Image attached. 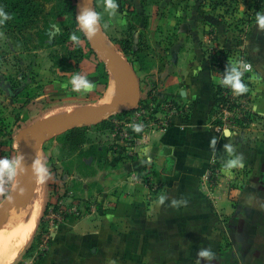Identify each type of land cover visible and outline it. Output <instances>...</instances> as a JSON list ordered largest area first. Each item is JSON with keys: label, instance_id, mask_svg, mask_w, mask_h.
<instances>
[{"label": "rangeland", "instance_id": "1", "mask_svg": "<svg viewBox=\"0 0 264 264\" xmlns=\"http://www.w3.org/2000/svg\"><path fill=\"white\" fill-rule=\"evenodd\" d=\"M116 2L119 7L114 15L105 10V0H93L92 8L101 14L99 31L106 43L133 68L143 98L132 109L106 115L96 124L49 134L38 142L37 157L47 162L51 177L44 183L34 180L39 191L38 216L29 240L10 264H42L49 255L52 264H70L77 253L79 264H86L87 257L97 252V245L101 249L110 245L104 239L110 230L134 234V209H146L163 191L162 184L151 175L148 162L141 170L134 164L147 146L136 142L141 131H135L133 125L141 119L136 112L141 99L153 98L154 82L146 80L150 71L155 74L164 69L174 43L182 41L192 29L199 34L205 59L217 45L212 41L215 32L233 48L243 45L247 54L252 22L247 25L246 21L253 17L250 0H241L238 9L229 12H225V6L212 8L210 0ZM51 6L58 15L50 18L54 29L49 35L69 23L61 0H53ZM105 65L85 35L80 36L78 44L68 36L65 43H47L29 50L15 45L0 30V156L19 153L16 133L25 126L56 117L51 115L58 110L75 113L112 101L114 97L103 102L113 80L108 73L107 84L101 83ZM74 73L87 76L93 82L92 89L73 91L70 80ZM122 78L126 91L131 92L127 76ZM153 101L159 102L155 98ZM16 180L5 185L8 193ZM23 195L13 199L2 222L22 203ZM5 196L0 194V203ZM215 213L221 223L217 228L221 235L219 250H229L232 243L224 227L228 214ZM105 223H110V228ZM237 250L234 246V253ZM96 261L91 264H98Z\"/></svg>", "mask_w": 264, "mask_h": 264}, {"label": "crops", "instance_id": "2", "mask_svg": "<svg viewBox=\"0 0 264 264\" xmlns=\"http://www.w3.org/2000/svg\"><path fill=\"white\" fill-rule=\"evenodd\" d=\"M255 21L246 56L254 69L252 110L260 123L243 133L232 132L228 136L224 132V137L218 134L210 118L213 77L201 39L195 29L185 34L182 41L172 46L164 69L155 74L150 71L146 80L154 82L152 99L188 104L190 111L185 116L175 115L172 125L165 130L151 129L145 153L142 151L134 160L140 170L144 163H149L151 175L162 184L161 195L167 199L159 206L155 200L146 209L135 208L132 219L135 233L115 234L110 230L104 238L110 244L105 245L107 249L97 245V252L83 263H95L97 258L98 264H196L198 250L211 248L215 253L212 264H234V255L235 264H264V30ZM214 35L213 42L229 49L234 47L221 41L218 33ZM146 88H150L149 84ZM225 144H231L234 153L243 157L242 164L248 172L238 189L222 182L211 190L215 197L212 200L199 183L206 178L212 155ZM173 200L181 203L174 206ZM215 210L228 214L224 227L232 243L229 250H219L221 235L217 228L221 223ZM105 225L110 228V223ZM234 246L238 249L236 253ZM105 250L109 253L105 254ZM51 258L49 255L42 264H52ZM79 259L77 253L70 264H79Z\"/></svg>", "mask_w": 264, "mask_h": 264}, {"label": "built area", "instance_id": "3", "mask_svg": "<svg viewBox=\"0 0 264 264\" xmlns=\"http://www.w3.org/2000/svg\"><path fill=\"white\" fill-rule=\"evenodd\" d=\"M234 59H241L251 65L250 69L242 77L243 82L247 85V91L239 95L221 84V77L226 63ZM206 63L213 77L214 103L210 118L218 134L224 137L225 130L236 134L243 133L250 129L252 125L260 123V120L254 115L252 110V75L254 69L250 60L245 56L243 45L229 49L217 44L210 49ZM219 97L222 98L220 101L217 100ZM141 104V107L136 111L141 117L138 124L142 126L136 142L141 144L148 142V135L151 129H167L172 125L175 115H188L191 108L188 104L180 105L172 99L154 102L150 96L141 99ZM234 155L236 154L234 153ZM229 158V154L224 147L219 146L209 161L205 180L199 183L200 188L212 200L215 197L212 195L211 190H214L222 182L227 183L232 189H238L246 179L248 168L244 164L230 170L225 169V161Z\"/></svg>", "mask_w": 264, "mask_h": 264}, {"label": "water", "instance_id": "4", "mask_svg": "<svg viewBox=\"0 0 264 264\" xmlns=\"http://www.w3.org/2000/svg\"><path fill=\"white\" fill-rule=\"evenodd\" d=\"M92 3L93 0H76L75 17L79 14L82 7L92 8ZM86 39L96 55L106 62V70L115 83L114 99L81 112L37 121L21 128L16 133V141L18 143L17 148L19 153L24 155L23 163L26 168L32 163L34 158H38L37 144L43 141L47 135L82 124H96L103 120L106 115L136 107L140 101V85L129 62L118 50L106 43L100 31L93 39L89 40L87 37ZM120 74L127 76L131 86V92L128 93L126 91L122 84ZM227 132L228 130H225V133ZM34 180L35 177L31 171L18 175L13 189L9 192V196H5L0 203V226L13 199L22 195L24 190Z\"/></svg>", "mask_w": 264, "mask_h": 264}, {"label": "clouds", "instance_id": "5", "mask_svg": "<svg viewBox=\"0 0 264 264\" xmlns=\"http://www.w3.org/2000/svg\"><path fill=\"white\" fill-rule=\"evenodd\" d=\"M119 5L116 0H105V10L108 11L109 15H114ZM10 19V14L0 8V24L5 23ZM76 24L80 32H82L89 40L93 39L100 28L101 14L94 8L82 7L79 14L76 15ZM255 25L259 29L264 30V11L258 10L256 12ZM71 40L78 44L80 36L76 33L71 35ZM251 65L241 59H234L226 63V67L221 77V84L225 87L230 88L235 94L239 95L247 91V85L243 82L242 77L244 73L250 69ZM73 91L76 92H88L93 87V82L85 75L74 73L70 80ZM135 131H141L142 126L139 124L133 125ZM226 135L231 136L232 133L229 131ZM215 141H213V146ZM224 149L229 154V159L225 161V169H233L242 166L243 157L241 155H234V148L231 144H225ZM24 155L18 153L15 156H0V194L9 196L6 191L5 185L12 182L18 175L23 174L27 171H31L32 175L39 180L40 183L46 182L51 177L49 166L47 162L42 158H34L32 163L25 167ZM167 199L166 195L159 196L157 205L164 204ZM174 206L181 202L173 200L171 202ZM215 259V253L211 248H200L197 252L196 264H202V261L206 264H212Z\"/></svg>", "mask_w": 264, "mask_h": 264}, {"label": "trees", "instance_id": "6", "mask_svg": "<svg viewBox=\"0 0 264 264\" xmlns=\"http://www.w3.org/2000/svg\"><path fill=\"white\" fill-rule=\"evenodd\" d=\"M53 0H0V8L10 14V19L0 24V30L7 35L16 45H22L27 49H37L47 43H65L68 36L73 33L84 34L79 31L75 19V1L61 0L63 2V12L67 15L68 24L59 26L54 34L49 35L51 26L50 18L56 17L55 7L51 6ZM241 0H210L212 8L225 6V12L238 9ZM234 3V7L232 4ZM264 0H250L249 8L253 12L246 24L249 25L256 19V12L262 10ZM49 40V41H48ZM214 41V37H212ZM108 72L102 69L101 83L107 84ZM222 98H217L221 100ZM256 116V115H255ZM41 257V256H40Z\"/></svg>", "mask_w": 264, "mask_h": 264}, {"label": "bare ground", "instance_id": "7", "mask_svg": "<svg viewBox=\"0 0 264 264\" xmlns=\"http://www.w3.org/2000/svg\"><path fill=\"white\" fill-rule=\"evenodd\" d=\"M120 77L123 84L122 77L125 75L120 74ZM114 95L115 83L111 80L103 102L111 100ZM70 113L72 112L58 110L52 113L51 117H60ZM22 194H24L22 203L17 205L0 226V264H10L17 258L29 240L38 216L40 208L39 191L35 181Z\"/></svg>", "mask_w": 264, "mask_h": 264}]
</instances>
